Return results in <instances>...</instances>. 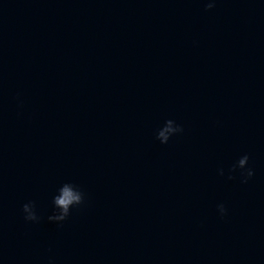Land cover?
<instances>
[{
	"label": "water",
	"instance_id": "obj_1",
	"mask_svg": "<svg viewBox=\"0 0 264 264\" xmlns=\"http://www.w3.org/2000/svg\"><path fill=\"white\" fill-rule=\"evenodd\" d=\"M207 2L0 0V264H264V0Z\"/></svg>",
	"mask_w": 264,
	"mask_h": 264
},
{
	"label": "clouds",
	"instance_id": "obj_2",
	"mask_svg": "<svg viewBox=\"0 0 264 264\" xmlns=\"http://www.w3.org/2000/svg\"><path fill=\"white\" fill-rule=\"evenodd\" d=\"M215 7V0H208L206 3V9L210 10ZM184 129L182 126L176 124L172 119L166 121L165 125L158 130L157 139L162 144H167L171 137L183 133ZM250 157L248 155L242 156L236 165H233L231 171L235 172L237 169L240 171V176L242 178V183H247L250 178L255 175L253 168L248 167ZM221 175H224L223 169L220 171ZM229 179H234L235 177L229 176ZM85 203V193L75 184L65 183L63 184L58 194L53 197V205L55 211L52 215L48 216V220L51 222L62 223L66 221L74 207H79ZM218 212L221 217L227 215V208L224 204H219ZM24 219L30 222H39L41 217L36 211V204L34 201L25 203L22 208Z\"/></svg>",
	"mask_w": 264,
	"mask_h": 264
}]
</instances>
